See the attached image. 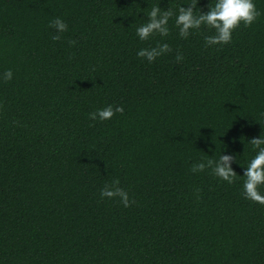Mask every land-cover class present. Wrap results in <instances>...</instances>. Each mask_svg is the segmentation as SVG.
<instances>
[{
	"label": "trees",
	"instance_id": "16d2710c",
	"mask_svg": "<svg viewBox=\"0 0 264 264\" xmlns=\"http://www.w3.org/2000/svg\"><path fill=\"white\" fill-rule=\"evenodd\" d=\"M187 2L0 0V264H264V205L240 176L264 131V0L227 44L181 38L174 17L136 36L153 5ZM108 105L124 111L89 118ZM223 152L233 183L192 172ZM114 180L130 206L101 198Z\"/></svg>",
	"mask_w": 264,
	"mask_h": 264
},
{
	"label": "clouds",
	"instance_id": "9594fccd",
	"mask_svg": "<svg viewBox=\"0 0 264 264\" xmlns=\"http://www.w3.org/2000/svg\"><path fill=\"white\" fill-rule=\"evenodd\" d=\"M200 0H188L184 5L174 12L171 7L164 9L160 5H153L150 11L145 14L148 19L136 28V36L141 41L148 40L151 36L159 33L161 37L169 34V21L174 17V24L178 28L179 36L187 38L193 30H198L202 26L214 29V34L205 36V45H223L231 42L233 32L243 23L244 26H251L260 15L256 8L255 0H210L208 11H202L198 5ZM187 5V6H185ZM50 27L55 29L54 40L60 39V34L68 30L67 23L57 17L50 21ZM71 43H75L72 41ZM170 45L167 42H160L155 47L141 48L137 51V56L146 58L148 62H153L157 57L169 52ZM183 59L181 54H177L176 60ZM13 78L12 70H6L0 79L4 81ZM122 105L113 107L108 105L89 113V118L93 121L111 119L115 113H122ZM250 143L256 150L255 155L243 167V195L246 199L264 205V192L261 186L264 185V131L258 138L251 139ZM237 163V157L232 154L219 156L217 160L200 161L192 166V172H202L206 168H211L212 173L226 181L233 183L237 172L233 168V163ZM119 180H114L111 184H105L101 189V198H119L125 207L130 206V197L127 191L119 186Z\"/></svg>",
	"mask_w": 264,
	"mask_h": 264
}]
</instances>
